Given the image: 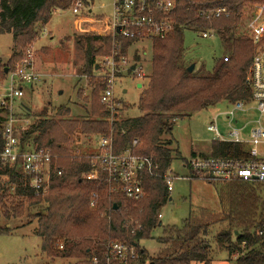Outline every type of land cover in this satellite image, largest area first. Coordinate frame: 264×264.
<instances>
[{
  "label": "trees",
  "instance_id": "obj_1",
  "mask_svg": "<svg viewBox=\"0 0 264 264\" xmlns=\"http://www.w3.org/2000/svg\"><path fill=\"white\" fill-rule=\"evenodd\" d=\"M262 1H177L173 10V32L163 39L151 40V72L137 103L140 116L134 118H119L117 108L110 113L99 101L105 83L103 75H92V71L97 64L95 58L110 55L112 39L94 34L78 37L77 44L85 57L83 73L90 77L89 95L83 97L79 92L78 97L88 110L83 109L85 117L73 120L69 119V109L61 106L55 110L53 119H40L22 136V148H48L57 157L56 166L61 170V176L52 179L46 195H34L16 167L0 164V235H9L7 223L25 216L36 220L34 235L40 239V251L47 258H68L77 260V264H90V259L95 256L99 259L98 264H105L104 247L108 242L116 241L136 249L138 258L127 264H208V236L213 227L219 226L214 241L229 259L235 256L236 264H264V212L260 209L263 184L207 181L213 185L219 182L215 185L221 206L217 218L206 211L203 220L190 214L179 226H159L161 222L157 218L170 201L162 177L174 158L180 157L177 149L169 147L172 142L163 141V137L171 133L174 122L220 103L230 105L250 101L246 74L253 47L247 35L239 31L244 13H250L251 8ZM73 2L0 0V34L12 37L10 57L4 64L0 61L1 78H4L5 70H10L22 57L26 47L40 38L53 14L67 11ZM217 6L227 8L228 17L210 21L199 17L201 9ZM209 30L214 32L227 56L216 59L210 72L189 73V66L182 63L184 32ZM114 40L118 45L116 61L124 58L129 47L138 41ZM81 136L87 141L92 137H110L114 154L129 150L135 155L153 158L158 166L157 176H141L144 190L141 201H128L120 194L109 192L102 173L95 181L82 179V175L92 169L93 153H74ZM133 141H137L135 146ZM201 156L249 158L243 145L212 141L210 153ZM191 176L197 179L193 174ZM92 194H97L98 200L90 208ZM29 209H35L34 213H29ZM157 230H161L156 240L162 248L150 257L139 243L153 239L151 234ZM110 264L122 263L111 261Z\"/></svg>",
  "mask_w": 264,
  "mask_h": 264
},
{
  "label": "built area",
  "instance_id": "obj_2",
  "mask_svg": "<svg viewBox=\"0 0 264 264\" xmlns=\"http://www.w3.org/2000/svg\"><path fill=\"white\" fill-rule=\"evenodd\" d=\"M93 0H74L70 11L76 16L75 25L78 30L84 24L96 27L94 34L110 37L113 49L105 58L106 71L103 75L105 88L100 95V104L105 106L110 113L117 108L113 93L114 81L121 72L120 67L132 73L141 74V68L125 62L124 58L115 60L118 45L115 38L127 40H152L163 39L169 36L174 29L175 20L173 10L179 0H109L110 15L100 18L92 16L91 3ZM199 17L210 21L221 16L228 17L229 11L222 6L210 9H201ZM82 17V18H78ZM243 17L250 18L247 28V37L253 47V56L246 74V84L250 91V101L230 104L229 109L223 113L229 129L227 137H222L218 132L217 118L220 114L213 115L206 130L211 134V141L218 143H233L245 146L249 158L223 159L202 157L194 154L183 162L185 168L197 179L204 181H244L264 185V0L251 8L250 13ZM88 21H84L87 20ZM117 30L119 32L117 33ZM202 39L215 37L213 31L201 32ZM226 60V59H224ZM4 78L0 76V164L16 167L24 178V184L36 196L46 195L54 177L61 176V170L56 166L57 157L44 147L26 146L22 148V136L28 131L30 121L20 116L18 107L22 105L25 96L24 87L38 85L42 76L36 71L34 64V51L27 48L22 57L14 63L12 68L6 69ZM24 86V87H23ZM27 94V92H26ZM249 111L257 113L253 121L255 126L249 131V138L242 140V128H233L231 124L237 113L246 114ZM137 141H133V146ZM91 156V171L84 173L82 179L95 181L102 173L109 185V192L120 194L128 201L138 202L144 198L141 176H157L158 166L151 156L135 155L127 150L124 153L114 154L110 137H99L96 148ZM167 192L173 191V180H182L180 176H172L170 168L163 175ZM98 200L97 194L90 198V208ZM161 222L162 214L157 215ZM136 223V222H135ZM136 228L139 230L140 226ZM62 249V246H59ZM138 258L134 246H127L121 242H108L104 247L103 259L105 264L118 261L127 264ZM90 264H98L99 259L93 256Z\"/></svg>",
  "mask_w": 264,
  "mask_h": 264
},
{
  "label": "rangeland",
  "instance_id": "obj_3",
  "mask_svg": "<svg viewBox=\"0 0 264 264\" xmlns=\"http://www.w3.org/2000/svg\"><path fill=\"white\" fill-rule=\"evenodd\" d=\"M95 3L96 6L97 4L101 5L103 11L95 10L93 7L90 17L100 14L110 15L109 0H96ZM76 18L70 8L64 12H55L40 38L26 47V49L32 48L34 51L35 69L42 76L38 85L31 88L23 86L25 96L22 105L18 107V111L21 117L29 119L30 125L35 124L40 119H53L55 110L61 106L69 109V119L80 120L85 117L83 109H87V107H83V100L78 97V93L81 92L83 97L89 95L90 77L83 73L84 51L77 44V38L88 34L75 32L77 31L74 25ZM250 20L252 19L242 18L241 31H239L242 35H247ZM11 47V35L0 34V61L2 64L6 63L10 57ZM108 55L95 58L97 64L92 75H104L106 71L104 63ZM151 55L150 40L137 41L129 47L124 57L125 62L128 64L135 63L138 69L141 68V74H137L138 70L135 73H126V68L120 67L121 72L115 78L113 88L119 118L140 116L137 103L148 84V77L151 72ZM225 56L227 54L216 37L202 39L200 33L184 32L182 63L188 66L193 64V72L196 74L210 72L214 61ZM98 67L99 70H97ZM137 85H141V87L138 88ZM228 106L226 103H220L190 116L177 119L173 124L171 133L163 137L164 142H172V145L169 146L171 149L179 151L180 157L174 158L170 170L173 177L177 175L182 180H173L170 201L161 211L162 226H179L190 214L203 220L205 211L213 213V218H217L218 212L221 211L217 187L215 186L219 182L213 185V183L193 178L183 162L190 157L193 149L206 152L204 147H208L212 137L206 127L216 113L220 114L217 118L218 132L222 137H227L229 129L226 126L227 120L223 113L229 109ZM256 119L257 113L255 111H249L246 114L237 113L231 126L237 129L244 127L240 132V137L242 140H247L249 131L255 126L253 121ZM262 124L264 126V122ZM99 137H92L87 141L81 136L77 142L78 148L74 153H94L91 151L95 150ZM260 209L264 212V196ZM34 211L35 209H29V213H34ZM6 227L11 233L0 235V264H77L75 259L47 258L41 253L40 239L34 235L35 219H27L24 216L7 223ZM218 230L219 226L213 227L208 236L210 244V262L208 264H236L235 256L229 259L228 254L216 246L214 235ZM160 234L161 230H157L151 234L153 239L143 240L139 243L150 257H153L162 248L156 240ZM144 264L149 263L145 262Z\"/></svg>",
  "mask_w": 264,
  "mask_h": 264
},
{
  "label": "crops",
  "instance_id": "obj_4",
  "mask_svg": "<svg viewBox=\"0 0 264 264\" xmlns=\"http://www.w3.org/2000/svg\"><path fill=\"white\" fill-rule=\"evenodd\" d=\"M95 1L96 0H93L92 1V3H91V8L93 9V7H94V9L95 10H100V11H103V9H102V6L101 5H98L97 4V6H96V3H95ZM95 5V6H94ZM104 8V7H103ZM91 9V10H92ZM109 9H110V6H109ZM99 11V12H100ZM100 16V18H102V17H105L104 15H99ZM84 21H88V19L87 20H84ZM74 25H75V23H74ZM75 27H76V25H75ZM82 28L83 29H81V30H78V28H77V31H75V32H77V33H79V34H81V33H93V32H90V31H92V29H95L96 27H89L88 26V24H84L83 26H82ZM10 56V55H9ZM132 66H134V65H136L135 63L134 64H131ZM137 87L139 88V87H141V85H137ZM210 143H211V140H210V142H209V144H208V147L207 148H205L204 147V149H205V151L206 152H200V151H198V150H195V149H193L192 151H191V153H195V154H209L210 153ZM96 148V147H95ZM191 155V154H190Z\"/></svg>",
  "mask_w": 264,
  "mask_h": 264
},
{
  "label": "water",
  "instance_id": "obj_5",
  "mask_svg": "<svg viewBox=\"0 0 264 264\" xmlns=\"http://www.w3.org/2000/svg\"><path fill=\"white\" fill-rule=\"evenodd\" d=\"M118 32H119V30H117V33H118ZM131 70H133V68H132ZM193 70H194V65L192 64V65H190V66L188 67L187 71H188L189 73H192ZM6 72H7V71L5 70V73H6ZM113 208L116 209V206L114 205ZM159 226H161V223H159Z\"/></svg>",
  "mask_w": 264,
  "mask_h": 264
}]
</instances>
